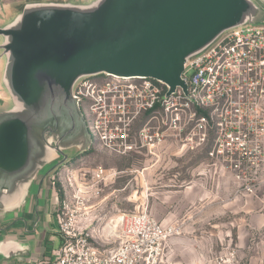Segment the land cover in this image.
Listing matches in <instances>:
<instances>
[{"label":"water","instance_id":"95a60500","mask_svg":"<svg viewBox=\"0 0 264 264\" xmlns=\"http://www.w3.org/2000/svg\"><path fill=\"white\" fill-rule=\"evenodd\" d=\"M255 0H95L27 3L0 25L4 82L13 106L0 111V204L21 190L44 163L91 145L73 95L84 76L151 78L171 95L188 85L186 62L225 31L256 22ZM43 178V179H44ZM42 182L39 186L41 189Z\"/></svg>","mask_w":264,"mask_h":264},{"label":"built area","instance_id":"2783aa9c","mask_svg":"<svg viewBox=\"0 0 264 264\" xmlns=\"http://www.w3.org/2000/svg\"><path fill=\"white\" fill-rule=\"evenodd\" d=\"M92 76L79 79L73 95L94 142L106 149L152 151L169 138L191 149L208 146L214 164L241 180L264 164V24L229 29L191 57L182 73L187 92L178 87L168 96L169 87L151 78ZM144 114L147 120L133 138L131 126ZM105 173L99 166L94 176ZM73 197L84 202L80 194ZM69 198L59 202L56 214L62 241L54 264H162L167 241L179 233L146 210L131 212L123 217L119 243L103 248Z\"/></svg>","mask_w":264,"mask_h":264},{"label":"rangeland","instance_id":"374dc122","mask_svg":"<svg viewBox=\"0 0 264 264\" xmlns=\"http://www.w3.org/2000/svg\"><path fill=\"white\" fill-rule=\"evenodd\" d=\"M46 1L95 0H0V25L12 23L27 3ZM254 24L264 23L249 19L244 25ZM5 63L2 56L0 111L13 106L4 82ZM207 149L187 148L172 138L152 151L145 147L126 153L99 142L81 151L74 145L66 150L72 158L54 175L59 202L70 197L71 208H80L81 224L96 229L95 242L103 248L119 243L125 215L146 210L164 226L178 227L179 233L166 243L173 263L264 264V164L241 180L236 172L215 165ZM43 165L46 173L51 163ZM99 166L106 169L102 178L94 176ZM74 194L84 202L77 203Z\"/></svg>","mask_w":264,"mask_h":264},{"label":"crops","instance_id":"0c3cea01","mask_svg":"<svg viewBox=\"0 0 264 264\" xmlns=\"http://www.w3.org/2000/svg\"><path fill=\"white\" fill-rule=\"evenodd\" d=\"M27 1L17 0L23 4ZM257 1L260 11L256 22L264 23V1ZM44 174L38 171L21 190L0 204V264H54L57 258L62 241L56 215L60 200L54 174L45 178ZM168 254L162 264H184L173 263Z\"/></svg>","mask_w":264,"mask_h":264},{"label":"flooded vegetation","instance_id":"af4514ba","mask_svg":"<svg viewBox=\"0 0 264 264\" xmlns=\"http://www.w3.org/2000/svg\"><path fill=\"white\" fill-rule=\"evenodd\" d=\"M84 77H93V76H84ZM94 77L96 78V77H98V76H94ZM75 84H76V83H75ZM75 84H74V86H75ZM74 86H73V89H74ZM79 106H80V105H79ZM80 109H81V111H82V113H83V115H84L83 107L80 106ZM146 120H147V114H144V115L140 116L138 119H136V120L133 122V124H132V126H131V136H132L133 138L137 137V135H138V131H139L141 125H142L144 122H146ZM85 122H86V125L89 126V125H88V122H87L86 119H85ZM91 143H94V137H93V136H92ZM71 158H72V157L69 155V158H68L65 162L56 165V167L54 168V171H53L52 173L55 175V174L58 172L57 170H59V169H60V168H61V167L67 162V161H69ZM62 159H63V155H60V157H59L54 163H52L51 166H53V165L59 163Z\"/></svg>","mask_w":264,"mask_h":264}]
</instances>
